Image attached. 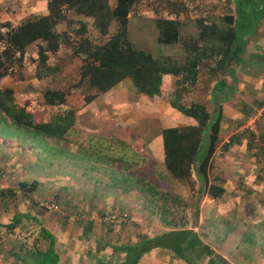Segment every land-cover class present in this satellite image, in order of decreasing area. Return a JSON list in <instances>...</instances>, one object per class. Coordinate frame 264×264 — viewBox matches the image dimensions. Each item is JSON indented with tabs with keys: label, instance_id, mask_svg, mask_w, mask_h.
Masks as SVG:
<instances>
[{
	"label": "rangeland",
	"instance_id": "1",
	"mask_svg": "<svg viewBox=\"0 0 264 264\" xmlns=\"http://www.w3.org/2000/svg\"><path fill=\"white\" fill-rule=\"evenodd\" d=\"M110 1L112 2L113 0ZM164 1L165 0H139L133 9L137 15H132L128 18V38L134 45L144 48L154 57L177 53L175 44L162 43L156 40L157 28L154 24L155 18L173 16V14L168 13L167 10L162 7ZM220 2L222 1L186 0L185 3L187 5L185 4L184 8L179 9L178 6L174 7L179 9L178 17L180 19L181 30L192 33L197 31L195 17L199 14H212L210 20L219 23L220 17L218 14H220ZM43 12H45V0H0V22L8 20L10 24H16ZM34 49V44L26 49L21 79L13 76L10 77V79H2L1 84H4L3 82L12 83L15 89L16 101H18V103L27 101L29 103L28 107H36L37 110L41 112L40 115H42L45 113L46 109L51 111L54 108L46 105L41 106L40 91L44 87H65L67 84L74 81L78 75L79 61L77 57L73 56L60 60L52 64L54 66L53 70H50V68L47 69V71L45 70L46 72H44V75H42L40 79H36L34 75L36 68L33 55ZM38 68L42 67L38 65ZM206 70L207 69L203 65H200L198 73L201 81L197 84L196 90L193 93L185 92L180 87L174 88L171 83L172 77L170 74L162 75L161 82L159 83L160 92L156 94L148 95L137 92L128 78H124L119 84L113 87V91H108L105 98V100L108 99V102L110 99H118L122 94L125 97V101L127 99L129 102L131 101L129 106H131L132 103L138 106L136 107V111H133L132 108H127L130 113L133 112L131 117L135 124L134 130H138L137 132L130 126H120L118 127L120 132L117 130L116 132L114 131L115 133L106 132L103 136H99L100 134L97 133V131H89V134H85V131H83V119L85 115H83V113H77L76 115L75 113V117H80L77 120V124L69 127L60 141L52 138H40L41 135H37L36 138L32 137V152H45V154H43L39 161H32L33 163L25 164L23 172H21L23 168H20L19 165L23 164L24 160L20 158V156H14V159L11 158L13 162L14 160L16 163L18 161L19 165L17 171L12 172L13 169L10 171L2 167L0 168V188L7 187L2 184L6 182L12 185L8 188L14 190L9 191L10 193L6 190V195L0 194V202L2 201L7 204L6 209L0 211V214L5 213L6 210L8 213L12 208L13 210H22L26 208L27 202H25V200H29L30 195L34 192V198H50L58 203L60 212L56 211L54 213L69 212L66 216H55V224L60 223L58 233L60 236L62 235L59 237L58 250L63 254L56 264H85L82 256L84 255V249L88 246V240L85 241L81 237H77V235H75L77 231H73L72 226L74 228L76 226L80 227L84 222V218L90 216V212L93 214L94 212H98L96 214H99V212L103 213L108 210L121 213L125 216V222L114 223L111 226H114L113 228L117 227L119 232L125 233V236L128 234L129 237L132 236L135 240L137 239L136 233H152L153 235H158L168 230L166 228L180 225L194 231L199 240L224 258L229 264H264V189H262L263 187L261 185L263 183L262 180H264V173L260 174L263 179H255L254 176L250 174V179L247 180V182L249 181L247 183V188L251 189V195H247L249 198L248 202L243 201L244 196L240 195V193L243 194L242 190H246L242 188V190L230 191V194H225L220 203V201L205 199L204 194H200V192L197 193L195 180L193 190L188 189L185 195L162 189L160 185L170 187V184L167 183L168 180L165 178L159 179L158 176L151 171L152 160L145 157L146 155L143 154L141 157V168H139L140 177L138 179L139 173L135 172L134 175L130 174L129 171L132 172V169L127 165L123 169V172L126 173L122 176H118V178L120 180L125 179V181H120L124 185L128 183L131 184V186L135 185V192L138 194L136 197L137 201L139 202L141 198L143 201H148L150 206L132 205L129 204L127 200L125 205H122L120 202L118 204L107 203L106 200L103 204L95 206L89 205L88 202H86V197L94 195V187H90L92 182L100 183L104 181L106 183L112 180V175L117 174L115 169L118 168V165L120 166L124 159L114 157L112 152H125V163L128 161L126 152L155 153L158 152V148H160L159 152H161L159 126L173 119L172 116H174L175 113L181 112L179 104H187L190 100L195 99L204 103L208 110L211 109L210 87L214 80L220 78V73L216 71V73L212 74L211 79H208L207 75L209 72H206ZM173 88L176 90L175 93L174 90H172ZM83 91L81 87L79 89H71L65 101L61 104V108H73L72 106H74V104L82 106L84 103L81 101L80 92L83 93ZM220 95L224 96L225 94L219 92V96ZM256 96H258V94L250 92H244L237 96V102L241 101L240 98H245L249 101L254 99L253 101H255L256 104L249 105L251 107H246L244 103H241L242 107H240V112L237 113L234 118L237 122L236 125L240 124L246 115L264 102L257 100ZM147 98H149V100H147ZM150 99L152 100L150 101ZM153 100H156V104L153 103ZM257 101L260 102L257 103ZM78 108L79 107L75 109ZM133 108L136 109L135 107ZM262 117L263 114L257 119L256 124L258 127L260 126ZM154 119H156L157 124L153 122ZM233 122L235 124V121ZM229 124L230 123L227 122V126H225V129L223 128L225 133L229 130H233L235 126L231 127V124ZM79 126H82L83 130L77 129ZM9 127L10 126H8V128ZM97 127L98 126L95 125V128ZM8 128H4L2 132L19 135L16 138L19 141H26L25 136L28 134L31 140L32 132H29V129L27 130L21 127L22 131L18 133L20 128L18 130H14L13 128L10 130ZM146 129L151 130L148 137L144 135ZM87 130L90 129L87 128ZM237 134H242L244 140L248 142L246 148L248 151H252L248 153H250V155L255 154L254 147L256 146L252 144L253 141L250 140V135L244 131ZM235 136L238 135L235 134ZM42 139H44V142H42ZM107 152H109V156L106 154ZM224 162L222 158L221 160L219 158L217 163L222 167L226 165ZM261 163L264 165L263 161H261ZM159 164L163 166L161 163ZM102 165H105L106 168H113V172L110 173L105 168L103 169L101 167ZM135 171H137L136 167ZM32 177H36L41 183L44 182V185L50 186L51 189H43L41 193L36 190L32 192L29 191L30 193L20 190V187L17 185V181L20 180L19 178H24L29 181ZM252 178L254 182H250ZM138 180L140 181L139 184ZM150 182L154 183L155 186L150 185ZM243 184L246 183L243 182ZM95 187H97V184H95ZM173 187L177 190L175 186ZM232 196L239 199H237L234 205L229 203L230 199L233 198ZM258 197L263 198H259L256 202ZM36 202H33L32 209L40 210ZM256 204L258 206H256ZM180 205L186 208L183 214H181L182 208ZM127 207L130 210H128ZM0 208H2L1 205ZM132 208L135 210H131ZM133 211H137V214L135 215L134 212L133 215H135V217L140 215L139 217H141V220L130 218ZM67 223L70 227H68ZM30 226H33V223H31ZM30 226L27 228H30ZM101 226L102 228H106L104 231L113 229L107 228L108 226H103L102 224ZM13 234L14 237H12V240L6 243V245L9 246L6 250H3V242L7 240L3 239L0 235V264H9L11 262H15L16 264L22 263V260L30 256L33 250H37L36 244H32L30 239L27 242L16 236V232ZM170 235L169 233L167 235L160 234L159 236L164 242L168 240ZM71 237L72 241L75 243L72 244V251L69 252L68 240ZM166 246L167 244H159L156 245L155 248L158 250L159 248L160 250H165L167 249ZM94 247L97 246H93L91 251L98 250L96 248L94 249ZM100 247L101 249L103 248V246ZM108 253L109 252L106 254ZM106 254L104 253V255ZM71 258L72 262H70ZM194 259L198 264H201L205 262L206 257L197 256L196 258L194 257Z\"/></svg>",
	"mask_w": 264,
	"mask_h": 264
},
{
	"label": "trees",
	"instance_id": "2",
	"mask_svg": "<svg viewBox=\"0 0 264 264\" xmlns=\"http://www.w3.org/2000/svg\"><path fill=\"white\" fill-rule=\"evenodd\" d=\"M138 1L45 0V12L37 16L16 24L8 20L0 22V120L29 129L34 135L60 141L75 119L73 108H61L71 89L83 88L81 101L87 103L128 78L137 92L151 95L160 92L162 75L170 74L174 88L193 93L201 81L198 72L203 65L209 72L208 79L216 71L220 73V78L210 87L212 107L208 110L195 99L179 104L180 111L195 122L161 127L162 165L171 177L185 179L187 189L193 190L195 180L197 193L217 199L224 187L208 175L221 117L215 92L227 81L228 88L232 89L244 44L264 16V0H221L219 23L210 20L212 14H199L195 17L197 31L194 33L184 32L180 27L178 10L185 7L186 0H165L162 7L173 16L155 18L156 40L175 44L177 53L161 57H154L128 38V18L137 15L133 9ZM177 6L179 9L174 8ZM32 44L35 45L36 79L47 69L53 70L52 64L60 60L73 56L79 61L74 81L65 87H44L40 91L41 106L54 108L46 109L42 115L36 107H28L27 101L18 103L12 85L1 84L2 77L21 79L26 49ZM36 183L35 179L17 181L20 190L25 192L34 189ZM0 194L6 195V190H0ZM21 215L16 211L5 226L14 225ZM169 233L170 237L163 242L159 235ZM160 234H144L134 243L114 245L113 251L122 253L120 258H99L100 261L92 264H137L143 253L159 244H167V250L187 264H198L194 259L197 256L206 257L201 264H229L189 228L168 229ZM48 237L46 248L33 250L22 264H56L52 238Z\"/></svg>",
	"mask_w": 264,
	"mask_h": 264
},
{
	"label": "crops",
	"instance_id": "3",
	"mask_svg": "<svg viewBox=\"0 0 264 264\" xmlns=\"http://www.w3.org/2000/svg\"><path fill=\"white\" fill-rule=\"evenodd\" d=\"M259 40H260V43H259ZM235 78L236 79L233 85L231 86L232 89L228 88L229 86L227 84L228 83L227 81L224 83L221 89L215 92L218 98L217 102L221 110V117H220L219 138L216 143L214 153L212 155L211 166H210L208 175H209V178L211 177L210 179L213 178L216 182L220 183L224 187V192L217 199H212L211 197H208L207 195H204V197L205 199H208L210 201H220V203L225 194H228V193L230 194V191L233 192L236 190L238 191L242 190V188L246 189L245 191L242 190L243 194L240 193L241 196L242 195L244 196L243 198L244 200L243 199L242 200L248 202L249 201L248 196L249 194L251 195V189L247 188L248 186L247 183L249 182V181L247 182V180L250 179V174H252L255 179H263L260 176V174L264 173V165L261 163V161L264 162V112H263V117L260 121V126L258 127L256 124L258 128L256 133H254L253 131L247 128L239 129V126L242 124L244 120L240 124L236 125L237 122L236 120H234V118L236 117L237 113L240 112V107H242L241 103H244L246 107H251L249 105L256 104V102L253 101L254 99L249 101V100H246L245 98H240V97L239 98L241 99V101L239 100L240 102H237V96L243 94L244 92H250L253 94L256 93L258 94V96H256L257 100H261V102L264 101V98H263V95H264V16L257 23L254 32L249 36L246 43L244 44L241 57H240V61L235 67ZM2 79H10V77H2ZM3 83L13 86L12 83L11 84L6 83V82H3ZM119 83L120 81L116 83L115 85H113L108 90L97 94L93 99H91L87 103H84L82 106L80 105L78 106V104H74V106H72L74 109L79 107L78 109H75L74 115L75 113L76 115L77 113H83V115H85L83 119L84 130L82 126H79L77 129L85 131L84 132L85 134H89V131H93V132L97 131V133L100 134L99 136L101 135L103 136V134H105L106 132L115 133L116 130L120 132V129H118V127L120 126H125V127L130 126L132 127L133 130L135 129V124L131 117L133 112L130 113V111H128L127 108H132L133 111H136L137 110L136 107H138L136 106V104L132 103L131 106H129L131 101L129 102L128 99L125 101V97L122 94L118 97V99H110L109 102H108V99L105 100L106 93L111 90L113 91L114 89L113 87H115ZM219 92H223V94L225 95L219 96ZM139 97H143V96H139ZM147 100H149V98H147ZM151 100L152 99H150V101ZM258 102L260 101H257V103ZM153 103L156 104V100H153ZM133 107H135L136 109H134ZM125 111L128 113H126ZM79 118L80 117H75L74 122L71 126H75ZM172 118L173 119L169 120L168 122L162 123L163 125H160L159 128L161 129V127L168 126V125H180V124H187V123L195 122L194 118H192L189 115L183 114L182 112H178L177 114L175 113V115L172 116ZM233 121H235V124ZM153 122L157 124L156 119H154ZM227 122L230 124L233 122L231 124V127H233L234 125L235 126L233 130H229L228 132L225 133L223 128L225 129V126H227ZM7 125L10 126L9 128L7 127L10 130L11 128H13L14 130H18L20 128L18 126H14L10 121L2 120V122H0V168L2 167L5 170L8 169L10 171L11 169H13L12 172L17 171L18 165H19L18 161L17 163L15 162V160L13 162L11 158L14 159L13 158L14 156L15 157L20 156V158L24 160L23 164H21V161L19 160L21 164L19 165V167L23 168V170H21V172H23L25 164L33 163L32 161L34 162L39 161L40 158H42L43 154H45V152H32V149H31L32 148L31 145L33 141L32 137L36 138L37 135H34L33 133H31V140H30L29 139L30 135L27 134V136H25L26 141H22V140L19 141L16 139L17 136L19 135H16L14 133L8 134V133L2 132L4 131L3 129L6 128ZM95 125H97L98 127L95 128ZM87 128H89L90 130H87ZM93 129H96V130H93ZM20 131H22L21 128L19 129L18 133H20ZM28 131L30 132V130ZM150 131L151 130L146 129L144 132V135L148 137L150 135L149 134ZM243 131L250 135L249 138L250 140L253 141L252 144L256 146L254 147L255 148L254 152H256L255 154L250 155V153H248L249 151L252 152L251 150L248 151V149L246 148L248 142L244 140V138L242 137V134H237V133H242ZM235 134L238 136H235ZM41 137L45 138L43 136H40V138ZM42 142H44V139H42ZM27 147H28V150H27ZM159 149L160 148H158V152H155V153L154 152H148V153L147 152H143V153L142 152H126V154L128 155V161L126 162L127 164L125 163V158H124L125 152H112L114 157L116 158L120 157L124 159L122 163L120 164V166L118 165V168L115 169L117 171L116 172L117 174L112 175L111 177L112 180L107 181L106 183L104 181H101L100 183L92 182L90 184V187H94V195L86 197V202H88L89 205L95 206V205L103 204V202L106 200L107 203L118 204L120 202L122 205H125L126 200H127V202L132 205H139V206L149 205L148 201H143L141 198L139 199V202L137 201L136 197L138 194L135 192V187H134L135 185L131 186V184L128 183L126 184L127 185L126 186L122 182H120V181H125V179L120 180L118 178V176H122L126 173V172H123V169L127 165L128 167L132 169V172L129 171L130 174L134 175L135 172L139 173V175L137 174L138 175L137 179H138L140 177L139 168H141L140 164H141V157L143 156V154L146 155L145 157H148L150 160H152V163H151L152 165L150 168L151 171L155 173V175L158 176L159 179L165 178L166 180H168L167 183L170 184V187L166 185H160L158 183L160 187H162V189H165L168 191H175V192L180 193L181 195H185L188 191L185 179L171 177L164 170V167L160 166L159 163L162 164V152H159ZM34 153L36 157L34 156ZM106 154L109 156V152H107ZM219 158L220 160L222 158V160L225 161L224 164L226 165H223L222 167H220L221 165L219 166V164L217 163ZM135 163H136V166H135ZM134 166L137 168V171H135ZM101 167L103 169L105 168L110 173L113 172V168L111 167L106 168L105 165H102ZM19 179L23 180L24 178H19ZM31 179H35L37 183H36L35 188L32 189L30 192H32L33 190H36L41 193L43 189L45 190L48 188L51 189L50 186H45L44 182L41 183L36 177H32L29 180ZM159 181H162V180H159ZM251 181L254 182L253 178L250 180V182ZM262 181L263 183L261 185L263 187L262 189H264V180ZM139 182L140 181L138 180V184ZM243 182L246 184H243ZM5 183L6 182L2 184L6 185L7 187L0 188V190L14 191L13 189L8 188V187H11L12 185H10L9 183H6V184ZM95 184H97V187H95ZM150 185L155 186V184L152 182H150ZM173 186H175L177 190H175ZM137 187L140 188L139 186ZM34 193L30 195L29 200L27 199L25 200V202H27L26 208L22 210H13L12 208V210L8 213L6 210L5 213L0 214V235L3 239L7 240L6 242H3L4 244L3 250L4 249L6 250L9 248V246H7L6 243L10 242L9 240H12V237H14L13 233L15 232L17 234L16 236H18L21 240H24V241L26 240L28 242L30 239L32 241L31 243L32 244L35 243L37 250H40V251H43L46 248L47 244L49 243L48 235H50V237L52 238V248L57 256V262H59L61 258L60 256L63 255L61 254L60 250H58L59 241H60L59 237H61L62 235L60 236V234L58 233V230L60 229V223L55 224V220H56L55 216H58V215L66 216V214H69V212H63V213L57 214L58 212H60V210L57 213H54L55 211L54 212L45 211L42 208H40L41 211L38 209L36 210L32 209L33 202L37 201L36 203H38L39 201H42V199L53 200L50 198H42V199L34 198L33 197V195H35ZM232 197L233 198L230 199L229 203L231 205H234L238 198L236 197L234 198V196ZM259 198L261 199L263 197H258L257 199ZM0 205L2 206V208H0V211H2L3 209L5 210L7 207L6 206L7 204L2 201L0 202ZM180 206L182 208L181 214H183V211L185 212L186 208L185 207L183 208L182 205ZM238 209H239V206H238ZM128 210L130 209L128 208ZM131 210H135V209L132 208ZM16 211L22 214L19 220L11 227H6L5 224L9 223L13 219L14 217L13 215L16 214ZM106 212H113V211L108 210V211H105L104 213ZM136 212L137 211H133L131 213L130 218L141 220V217H139L140 215L135 217V215L137 214ZM96 213L98 212H94V214L90 212L89 213L90 216L88 217L86 216L84 218V222L83 223L81 222L82 224L80 227L76 226L74 228L72 226V230L77 231L75 234L77 235V237H81L85 241L88 240V246L84 249V255L82 256L84 258L85 264H92L94 261L98 262L100 260H109V259L113 260V258L115 257L120 258L122 256V253L121 252L118 253L119 251L114 252L112 249L114 245L134 243L141 238L140 236L144 235L142 233L140 234L136 233V237H137L136 240L132 236L129 237L128 234L125 236V233L119 232V230H117V227L113 228L114 226H111L113 224L107 225V223L99 222L97 219V216L100 214V212L99 214H96ZM133 213L135 215H133ZM132 221L136 222L135 220H132ZM123 222L125 221L118 222V223H123ZM31 223H33V226H30ZM101 224L103 226H108L107 228H113V229L110 231H104L106 228H102ZM29 226L30 228H27ZM122 226H125V225H122ZM68 227H70L69 224H68ZM173 228H184V227L179 225L177 227H169L166 229H173ZM120 231H123V230H120ZM145 235H152V233L145 234ZM68 242H69L68 246L70 248L69 252H71L72 244L75 242L72 241V237L69 238ZM93 246H97V247H94V249L96 248L98 250L91 251ZM100 246H103V248L101 249ZM102 252H104L105 254L107 252L109 253L104 255V253ZM70 262H72V258ZM9 264H16V263L11 262ZM19 264H22V263H19ZM137 264H187V263L183 259L172 255L167 249L160 250L159 248L158 250L155 247H152L148 251L142 254Z\"/></svg>",
	"mask_w": 264,
	"mask_h": 264
},
{
	"label": "built area",
	"instance_id": "4",
	"mask_svg": "<svg viewBox=\"0 0 264 264\" xmlns=\"http://www.w3.org/2000/svg\"><path fill=\"white\" fill-rule=\"evenodd\" d=\"M264 112V102L258 106L254 111L250 112L242 124L239 126L241 128H247L254 133L257 132L258 128L256 126L257 119L263 114ZM40 208L45 211L56 212L59 211V205L55 200H42L38 202ZM98 221L105 222V223H118L125 221L126 218L123 214L114 213V212H106L97 216Z\"/></svg>",
	"mask_w": 264,
	"mask_h": 264
}]
</instances>
